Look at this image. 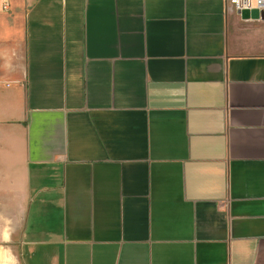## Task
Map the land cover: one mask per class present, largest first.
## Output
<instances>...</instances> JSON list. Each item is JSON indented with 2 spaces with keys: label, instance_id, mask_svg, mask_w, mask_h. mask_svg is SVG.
Returning <instances> with one entry per match:
<instances>
[{
  "label": "crops",
  "instance_id": "obj_1",
  "mask_svg": "<svg viewBox=\"0 0 264 264\" xmlns=\"http://www.w3.org/2000/svg\"><path fill=\"white\" fill-rule=\"evenodd\" d=\"M0 264H264V15L0 0Z\"/></svg>",
  "mask_w": 264,
  "mask_h": 264
},
{
  "label": "built area",
  "instance_id": "obj_2",
  "mask_svg": "<svg viewBox=\"0 0 264 264\" xmlns=\"http://www.w3.org/2000/svg\"><path fill=\"white\" fill-rule=\"evenodd\" d=\"M229 4H231L234 9L242 14L244 10H254L257 9L260 13V17H262V13H264V0H226ZM7 7V4L4 5V8ZM264 15V14H263Z\"/></svg>",
  "mask_w": 264,
  "mask_h": 264
},
{
  "label": "water",
  "instance_id": "obj_3",
  "mask_svg": "<svg viewBox=\"0 0 264 264\" xmlns=\"http://www.w3.org/2000/svg\"><path fill=\"white\" fill-rule=\"evenodd\" d=\"M241 15L243 18H258L260 16L259 11L257 9H254L251 11L244 10ZM262 16H263V14H262Z\"/></svg>",
  "mask_w": 264,
  "mask_h": 264
}]
</instances>
